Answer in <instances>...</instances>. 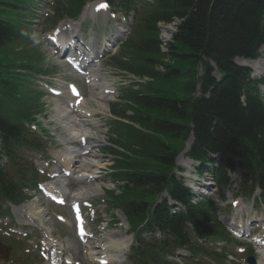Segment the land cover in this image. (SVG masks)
<instances>
[{"label": "trees", "instance_id": "trees-1", "mask_svg": "<svg viewBox=\"0 0 264 264\" xmlns=\"http://www.w3.org/2000/svg\"><path fill=\"white\" fill-rule=\"evenodd\" d=\"M86 1L57 0L51 22L77 16ZM107 1L136 13L129 39L111 61L149 79L138 91L125 92L123 106H111L112 115L128 123L110 121L119 151L106 149L114 159L112 181L122 183L118 195L107 192L108 204L124 213L134 234L128 260L174 264L166 258L178 250L211 257L198 240H226L218 211L210 198L192 200L174 176L173 162L191 133L187 156L198 162L199 175L207 172L224 191L231 182L227 173L239 170L238 195L248 198L259 187L264 204V104L257 88L264 79L251 80L249 70L232 63L235 57L255 59L264 46V0ZM36 2L0 0V162L5 156L14 172L13 179L0 165V203L25 199L20 190L32 179L14 169L17 153L38 148L24 128L41 108L29 80L47 74L31 42L34 13L28 8ZM174 20L176 32L161 53L156 24ZM163 192L173 205L160 197ZM176 205L182 212L172 213Z\"/></svg>", "mask_w": 264, "mask_h": 264}, {"label": "rangeland", "instance_id": "rangeland-1", "mask_svg": "<svg viewBox=\"0 0 264 264\" xmlns=\"http://www.w3.org/2000/svg\"><path fill=\"white\" fill-rule=\"evenodd\" d=\"M47 1L49 3V1L54 2L55 0ZM89 5L91 7L92 3ZM49 8V4L46 3L40 9L36 8L39 14L33 20V33L35 34L32 38L33 47L42 55L44 65L50 69L53 75L46 79L38 78L34 82L39 85V90L45 95L42 99L45 106L44 117L39 121L47 130V133H37L38 139L45 147L39 154H29L30 160L37 170L39 182L43 179L42 183H46V186H53L55 181L52 180V172L50 171L60 172L61 168L67 169L58 158L59 156L64 158L69 154L67 145L71 146V150L80 149L84 151L88 149L89 153L84 156L79 153L76 155L77 158L75 157L74 161L77 164L74 165V173L70 178L56 180L62 181L60 184L65 186L68 194L66 206L62 208L53 206L32 191L28 193V196L31 197L29 201L19 206H4L7 207L6 209L11 218L0 215V246L6 248L4 253L0 250V264H18L15 262L17 258H23L24 264H32L33 262H36V264H51V258L56 259L59 264H64L67 259L72 264H96V259L99 256L106 257L109 264H123L115 246H113L114 241L127 242L128 239L130 241L131 235L127 232V224L121 213L117 210H107L108 207L103 204L101 197L104 195V191L115 188L109 181V167L111 164L104 152V147L108 146L107 143L110 141V129L106 124V120L111 118L110 104L118 101L121 90L128 87L127 76L111 66L109 59L116 54L118 47L114 48L113 43L107 41L103 42L102 46H109V50L106 47L105 52L99 51L102 53L103 58L94 69L101 79V83L96 82L97 85H95L96 83L87 85L84 79L74 78L69 71L67 62L57 58V49L50 47L47 41V36L52 35L51 19L46 16L50 15L48 12L51 9ZM91 15V11L88 9L83 18L87 21L81 22L80 18L79 21L73 22L76 23V28H79L80 32H84L85 37L83 35L82 37L86 39L87 44H90L89 42L98 44L104 38H108L109 31L113 26L118 25V20L122 17L116 14V20H112L108 15L102 14L98 21L96 20V24L93 25ZM66 21L59 23L54 28L60 29L59 31L64 36L68 32L65 25ZM70 25L71 23H68V26ZM169 29L171 30L172 27L170 26ZM102 33L105 34L102 35ZM252 71L256 75L257 70L253 69ZM68 83H73L78 87L83 102V104L81 102L82 107L90 111L88 124H81L80 121H76L78 122L77 126L66 123L67 116L64 110L67 108L68 102L72 101L68 100L71 97L65 90ZM49 88L60 91L61 95L52 96L48 92ZM74 117L77 118V115ZM69 126H73L75 130H80V132L75 135L72 134ZM82 134L85 135V143L80 145L79 137ZM176 163L181 169V175L186 180V184L203 195L213 194L214 200L219 204L218 207L225 209L226 215L237 228H239L241 222L248 223L251 227H254V237H264V208L258 205L253 206L252 199H234L236 185L232 186L224 195L226 202L222 204L217 194L218 191L213 186L209 189L205 187L211 185L210 179L198 177L194 174L193 168L196 164L187 161L184 152L177 157ZM86 177H97V179L87 180ZM233 179L236 182L238 181V177L233 176ZM71 199L80 206V209L85 210V240L78 238L75 234L71 213L73 200ZM4 207L2 206L1 209L4 210ZM56 216L63 217V222L58 221ZM32 218L34 223L33 221L29 223ZM9 226V234L7 232L6 234L1 233ZM23 236H27L29 239H23ZM50 239L53 240L50 241ZM236 241L234 245L225 250V254L231 253L226 259H218L215 262L204 259L203 263L245 264V259L248 256H252L256 258L257 262L258 260L260 262L261 255L254 244V247L249 244L250 239L242 238ZM11 245L16 247L11 249ZM40 246L41 250L39 251ZM218 246L219 244H215L213 248L218 251ZM220 247L225 248V245L221 244ZM41 252H43V256ZM91 253L95 256H90ZM10 259L13 262H7Z\"/></svg>", "mask_w": 264, "mask_h": 264}, {"label": "bare ground", "instance_id": "bare-ground-1", "mask_svg": "<svg viewBox=\"0 0 264 264\" xmlns=\"http://www.w3.org/2000/svg\"><path fill=\"white\" fill-rule=\"evenodd\" d=\"M88 10V9H87ZM84 16V15H83ZM102 16V15H101ZM94 17V16H93ZM68 24V23H67ZM73 26H75V24H71L70 26H68L69 28H71V27H73ZM75 29H77V28H75ZM119 35H121V31H119V34H117V36H119ZM60 42H63V43H66V42H69V43H73V38L72 37H70V38H68V37H62L61 39H60ZM77 43H79V42H77ZM82 43L80 42L79 44H77L76 46L78 47V49H81L82 48V45H81ZM106 47H108V46H105V47H103L102 46V44H98V45H96V46H93V52H94V49L95 48H99L98 50L100 51V50H102V51H106ZM84 54V53H83ZM80 62H87L86 61V58H84V59H82V60H80ZM211 62V61H210ZM238 64H240V65H252V67L254 68V69H256L257 70V76H262L263 74H264V56L262 55L261 56V58L260 59H258V60H256L255 62H253V63H250V62H246V61H236ZM213 65H214V63L213 62H211ZM215 66V65H214ZM96 66H95V64H93L92 65V67L90 68V70L91 69H94ZM91 71H93V70H91ZM90 72V71H89ZM87 73V78L88 79H90V80H92L93 82H94V80L95 79H97V77H98V75H96L95 76V74L94 73ZM89 80V81H90ZM264 90V89H263ZM264 92V91H263ZM73 109L72 110H70L69 108V111L68 110H64L65 111V113H66V116H67V124L69 125V124H73V125H76L77 126V123L78 122H76V121H80L79 119L82 117V116H80V115H82V112L84 111V113H88V111H86V109H84V110H81V108H80V111H79V108L78 107H75V106H73L72 107ZM79 111V112H78ZM77 115V118H78V120L74 117V116H76ZM80 122H82V121H80ZM69 128H70V131L72 132V134H76V133H78V132H80V130H75L74 128H73V126H69ZM71 134V135H72ZM81 136V135H80ZM68 146V149H69V154L66 156V157H62V156H59L58 158L60 159V161L62 162V163H64V165L65 166H67V168L70 170V171H72V169H73V166L75 165V164H77V162H75L74 161V153L75 152H79L80 154H81V150H79V149H75V150H71L72 148H71V146H69V145H67ZM75 151V152H74ZM74 154V155H73ZM74 157V158H73ZM26 211V210H25ZM32 221V220H31ZM129 243H130V241H129V239H128V241L127 242H120V241H114V245L113 246H115V249L117 250V252H118V254H119V256L122 258L123 257V254L126 252V250H127V247H128V245H129ZM108 245V244H107ZM110 245V244H109ZM100 252V251H99ZM90 256H92L93 257V253H91V255ZM95 256V255H94ZM92 257H90L91 259H93ZM108 257V256H107ZM89 259V258H88ZM59 260V259H58ZM69 263L70 264V262L69 261H66V263ZM51 264H55V262H52Z\"/></svg>", "mask_w": 264, "mask_h": 264}, {"label": "snow or ice", "instance_id": "snow-or-ice-1", "mask_svg": "<svg viewBox=\"0 0 264 264\" xmlns=\"http://www.w3.org/2000/svg\"><path fill=\"white\" fill-rule=\"evenodd\" d=\"M105 8H107V5L106 4H100V5H98V8H97V11H99V10H101V9H105ZM78 95V94H77ZM83 142V141H82ZM241 251H243V250H241Z\"/></svg>", "mask_w": 264, "mask_h": 264}]
</instances>
